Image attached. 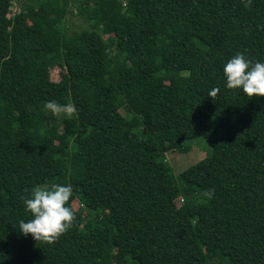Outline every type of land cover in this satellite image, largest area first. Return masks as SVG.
I'll list each match as a JSON object with an SVG mask.
<instances>
[{"label": "trees", "instance_id": "1", "mask_svg": "<svg viewBox=\"0 0 264 264\" xmlns=\"http://www.w3.org/2000/svg\"><path fill=\"white\" fill-rule=\"evenodd\" d=\"M237 52L264 61V0H0V264H264V96L225 86ZM197 137L175 175L165 154ZM53 183L71 227L21 234Z\"/></svg>", "mask_w": 264, "mask_h": 264}, {"label": "clouds", "instance_id": "2", "mask_svg": "<svg viewBox=\"0 0 264 264\" xmlns=\"http://www.w3.org/2000/svg\"><path fill=\"white\" fill-rule=\"evenodd\" d=\"M225 86L239 89L247 97L264 96V61H251L243 52H237L228 58L222 67ZM53 117L72 116L75 107L47 101L43 105ZM73 194L70 183H53L50 187L36 186L29 196L23 199L30 219L18 221L19 232L31 234L34 240L52 242L67 231L75 219L73 210L66 206Z\"/></svg>", "mask_w": 264, "mask_h": 264}, {"label": "rangeland", "instance_id": "3", "mask_svg": "<svg viewBox=\"0 0 264 264\" xmlns=\"http://www.w3.org/2000/svg\"><path fill=\"white\" fill-rule=\"evenodd\" d=\"M18 11H19V2L17 1L13 2L9 16H12ZM66 18L68 19V22H66V24L68 25L67 26L68 33H70L71 31H79L83 27V24H85L84 23L85 21H83L81 15L78 14V6L76 5H71V7H69ZM63 70H64L63 63H61V66L56 65L50 68V73H49L50 79L53 81L60 80L61 73H63ZM120 111L124 113L122 109ZM189 143L188 144L190 145V148L186 152L175 150V151H169L165 154L164 162L168 163L171 166L172 171L175 175H178L181 171L189 167L191 164H194L195 162L204 158L211 150L210 147L211 145H209L207 141L202 137H197L192 141H190ZM73 203H76V201H74ZM176 203L178 205L181 203L180 197H178Z\"/></svg>", "mask_w": 264, "mask_h": 264}]
</instances>
